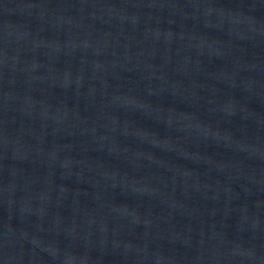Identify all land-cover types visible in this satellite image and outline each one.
Listing matches in <instances>:
<instances>
[{"label": "water", "instance_id": "95a60500", "mask_svg": "<svg viewBox=\"0 0 264 264\" xmlns=\"http://www.w3.org/2000/svg\"><path fill=\"white\" fill-rule=\"evenodd\" d=\"M0 264H264V0H0Z\"/></svg>", "mask_w": 264, "mask_h": 264}]
</instances>
